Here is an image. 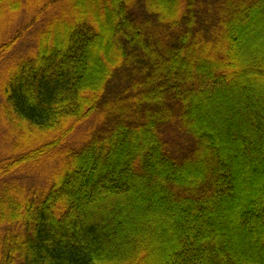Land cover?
Returning <instances> with one entry per match:
<instances>
[{
    "label": "trees",
    "instance_id": "16d2710c",
    "mask_svg": "<svg viewBox=\"0 0 264 264\" xmlns=\"http://www.w3.org/2000/svg\"><path fill=\"white\" fill-rule=\"evenodd\" d=\"M0 264H264V0H0Z\"/></svg>",
    "mask_w": 264,
    "mask_h": 264
}]
</instances>
